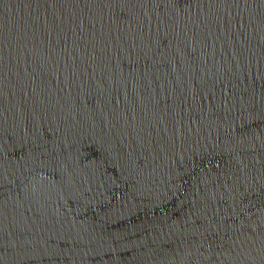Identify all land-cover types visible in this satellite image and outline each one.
<instances>
[{
  "label": "water",
  "instance_id": "water-1",
  "mask_svg": "<svg viewBox=\"0 0 264 264\" xmlns=\"http://www.w3.org/2000/svg\"><path fill=\"white\" fill-rule=\"evenodd\" d=\"M0 264H264V0H0Z\"/></svg>",
  "mask_w": 264,
  "mask_h": 264
}]
</instances>
